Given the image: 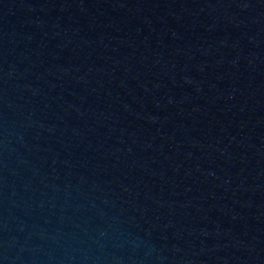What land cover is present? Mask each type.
Instances as JSON below:
<instances>
[{
  "label": "water",
  "instance_id": "obj_1",
  "mask_svg": "<svg viewBox=\"0 0 264 264\" xmlns=\"http://www.w3.org/2000/svg\"><path fill=\"white\" fill-rule=\"evenodd\" d=\"M0 264H264V0H0Z\"/></svg>",
  "mask_w": 264,
  "mask_h": 264
}]
</instances>
